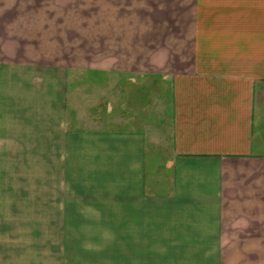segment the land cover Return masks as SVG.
Listing matches in <instances>:
<instances>
[{"label": "crops", "instance_id": "crops-1", "mask_svg": "<svg viewBox=\"0 0 264 264\" xmlns=\"http://www.w3.org/2000/svg\"><path fill=\"white\" fill-rule=\"evenodd\" d=\"M96 8V56L43 60L42 12L62 10L0 0V264H23L27 158L39 188L47 172L113 223L117 252L264 251V0ZM121 74L168 95L123 99Z\"/></svg>", "mask_w": 264, "mask_h": 264}, {"label": "rangeland", "instance_id": "rangeland-1", "mask_svg": "<svg viewBox=\"0 0 264 264\" xmlns=\"http://www.w3.org/2000/svg\"><path fill=\"white\" fill-rule=\"evenodd\" d=\"M96 4L97 0H43V9L62 10L42 12L43 60L53 59L57 54L97 55L99 38L106 36L108 39L111 30L97 27ZM127 31L122 30L123 40ZM86 77L97 78L89 74ZM107 82L112 86L115 83L116 89L121 87L123 99L127 95L129 98L130 90L134 97L138 96L144 102L153 101L155 106H161L164 96L168 95V84L156 75L136 78L121 74L115 78L107 77ZM156 114L155 109V121L158 118L155 132L160 133L162 117L160 113ZM31 160L27 158L25 254L24 260L20 259L23 264H264V251L117 252L115 249L120 247L113 244V223L100 221L94 207L80 202L75 204L70 197L69 205L65 206L64 194L60 198L57 190L45 187L47 172H43L39 188L41 183H36L33 172L29 171L33 170ZM67 208L68 214L65 213ZM81 208L86 211H80Z\"/></svg>", "mask_w": 264, "mask_h": 264}]
</instances>
